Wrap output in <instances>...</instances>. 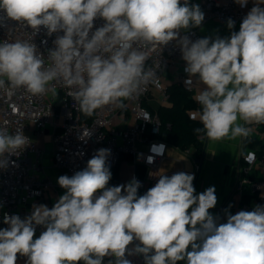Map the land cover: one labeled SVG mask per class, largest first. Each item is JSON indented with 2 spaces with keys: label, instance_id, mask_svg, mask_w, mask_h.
<instances>
[{
  "label": "clouds",
  "instance_id": "clouds-1",
  "mask_svg": "<svg viewBox=\"0 0 264 264\" xmlns=\"http://www.w3.org/2000/svg\"><path fill=\"white\" fill-rule=\"evenodd\" d=\"M261 4L255 0L238 32L193 42L179 38V31L200 26L204 13L188 0H0V26L12 20L31 29L28 39L0 42V90L37 96L59 82L85 116L109 105L124 108V101L157 83L146 68L144 46L177 40L186 87L203 85L193 97L202 124L194 131L210 142L246 139L252 131L246 125L264 124ZM98 18L104 23L93 31ZM41 26L48 36L63 33L47 58L32 42ZM227 27L233 29L234 21L228 19ZM28 144L22 130L10 134L0 128V168L7 167L5 154L20 153ZM150 151L149 164L164 154L165 145L153 144ZM109 155L100 149L83 170L61 175L58 184L66 191L52 208L33 205L24 219L5 214L0 264H17L18 255L27 257L26 264H104L105 257L114 258L108 264H132L126 258L132 255H142L145 264H264V206L235 215L226 210L227 222L218 224L209 212L217 204L214 186L196 195L194 174L178 172L159 174L143 195L135 178L109 187ZM253 159L254 153L244 158ZM37 226L45 230L34 239ZM134 240L139 244L130 249Z\"/></svg>",
  "mask_w": 264,
  "mask_h": 264
},
{
  "label": "built area",
  "instance_id": "built-area-1",
  "mask_svg": "<svg viewBox=\"0 0 264 264\" xmlns=\"http://www.w3.org/2000/svg\"><path fill=\"white\" fill-rule=\"evenodd\" d=\"M254 5L255 0H248V10L245 11L235 0H203V22L215 20L227 26L228 19H231L234 28H240L243 18ZM260 7L264 8L262 4ZM103 23L98 18L94 22L93 31ZM30 32L27 26L22 27L17 21L7 20L4 26H0V42L28 39ZM46 33L47 30L41 26L32 40L45 58L48 50L55 48L53 41L56 36L63 35L62 32L51 36ZM184 36L193 42L206 38L195 28L181 33L179 38ZM142 50L148 55L146 68H151L155 73L157 83H149L134 99L124 101V108L105 106L90 118L83 117L77 103L69 95L71 90L59 82H52L49 91L37 96L23 89L11 95L0 90V128L7 129L10 134L22 130L29 139V144L20 153L5 154L7 167L0 168V229L7 227L3 223L5 214L19 215L24 219L27 217L25 206L43 197L54 187L52 179L43 176V149L36 140V137L45 135L50 129L53 130L55 141L53 165L62 175L71 177L75 172L83 170L98 150L109 149L107 164L110 170L117 171L114 186L126 185L135 178L141 184L138 195H142L158 182L159 174L171 176L178 172L194 174L193 184L196 182L199 171L197 157L193 155L192 149L182 150L161 136L162 121L152 101L156 100L164 106L171 104L169 86L164 81L168 72L175 84L191 92L192 98L203 85L194 82L191 90L186 87L188 74L179 71L182 53L177 40L163 46L146 45ZM199 110L198 105L190 111L191 116L199 118ZM252 129L258 138L254 159L251 163L245 161L246 165L238 175L229 203L219 208L218 224L227 222L226 210L235 215L242 210L252 211L258 205L264 206V124L252 123ZM153 144L165 145V151L162 156H155L154 162L149 164L147 157L153 155L150 151ZM174 149L188 155L193 165L187 166L181 159L175 160L171 156ZM245 155L248 154L244 153V158ZM172 160L177 161V164L171 165ZM44 230L42 226H37L34 239ZM138 244L139 241L134 240L129 248ZM126 258L132 264H145L142 255ZM109 259L114 258L105 257L104 264H108Z\"/></svg>",
  "mask_w": 264,
  "mask_h": 264
},
{
  "label": "crops",
  "instance_id": "crops-1",
  "mask_svg": "<svg viewBox=\"0 0 264 264\" xmlns=\"http://www.w3.org/2000/svg\"><path fill=\"white\" fill-rule=\"evenodd\" d=\"M189 5H198L200 10L204 13L203 0H189ZM264 7V4H262ZM245 11L248 7H243ZM199 31L201 35L206 38L215 39L217 36L223 38L230 36L232 31H239V28L229 30L227 26L221 25L215 20L201 23L198 27H192ZM188 28V29H189ZM188 29H181L179 36ZM186 62L181 58L179 71L185 72ZM187 74V73H186ZM196 78L194 77L193 80ZM164 81L168 86L175 84L172 81L171 73H166ZM252 129V124L246 125ZM38 145L43 149V158L41 160L44 167L43 176L49 177L54 182V187L46 192L41 198L32 200L25 206L27 210V216L32 212L33 205L44 204L49 208L54 206L57 199L65 193V189L61 188L58 184V178L62 175L53 165V155L55 150V141L53 130H49L45 135L36 137ZM258 142L257 133L252 129L248 138H236L235 140H221L216 142H210L206 138L205 149L202 156L199 158V171L196 182L193 184L195 188V194L198 195L204 192L210 186L215 187V195L217 196V204L209 212L218 220L219 208L229 203V199L233 191L235 190L238 175L242 170V152L254 153ZM174 153L180 156L182 162L187 165H193V161L188 155L180 153L177 149L171 151V156L174 157ZM243 153V154H244ZM246 156V155H245ZM177 164V161L172 160L171 165ZM191 250L190 248L188 249ZM27 257L18 255L17 264H26ZM82 264V262H81ZM177 264H186L185 261H179Z\"/></svg>",
  "mask_w": 264,
  "mask_h": 264
},
{
  "label": "trees",
  "instance_id": "trees-1",
  "mask_svg": "<svg viewBox=\"0 0 264 264\" xmlns=\"http://www.w3.org/2000/svg\"><path fill=\"white\" fill-rule=\"evenodd\" d=\"M168 91L171 95V104L160 105L157 108L162 121L161 136L182 150L192 149L193 155L200 158L205 149L206 137L194 131L202 127V124L199 118L192 117L190 114V111L198 104L192 98L191 92L180 84H171ZM83 117L90 118L91 116L83 114ZM243 153H241L242 167L246 165ZM110 171L112 178L109 181V187L114 186L117 181V171L114 169Z\"/></svg>",
  "mask_w": 264,
  "mask_h": 264
},
{
  "label": "rangeland",
  "instance_id": "rangeland-1",
  "mask_svg": "<svg viewBox=\"0 0 264 264\" xmlns=\"http://www.w3.org/2000/svg\"><path fill=\"white\" fill-rule=\"evenodd\" d=\"M152 103H153V105H154L156 108H158L159 105H160L159 102L156 101V100H153ZM174 154H175V155H174V159H175V160L180 159V156H179L178 154H176V153H174ZM175 160H174V161H175ZM247 189H248V188H247Z\"/></svg>",
  "mask_w": 264,
  "mask_h": 264
},
{
  "label": "water",
  "instance_id": "water-1",
  "mask_svg": "<svg viewBox=\"0 0 264 264\" xmlns=\"http://www.w3.org/2000/svg\"><path fill=\"white\" fill-rule=\"evenodd\" d=\"M196 160H199V158H196Z\"/></svg>",
  "mask_w": 264,
  "mask_h": 264
},
{
  "label": "bare ground",
  "instance_id": "bare-ground-1",
  "mask_svg": "<svg viewBox=\"0 0 264 264\" xmlns=\"http://www.w3.org/2000/svg\"><path fill=\"white\" fill-rule=\"evenodd\" d=\"M198 161V160H197Z\"/></svg>",
  "mask_w": 264,
  "mask_h": 264
}]
</instances>
